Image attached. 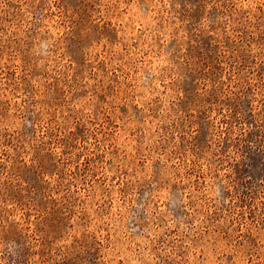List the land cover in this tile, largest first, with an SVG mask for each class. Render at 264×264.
<instances>
[{"label":"rangeland","instance_id":"1","mask_svg":"<svg viewBox=\"0 0 264 264\" xmlns=\"http://www.w3.org/2000/svg\"><path fill=\"white\" fill-rule=\"evenodd\" d=\"M0 264H264V0H0Z\"/></svg>","mask_w":264,"mask_h":264}]
</instances>
